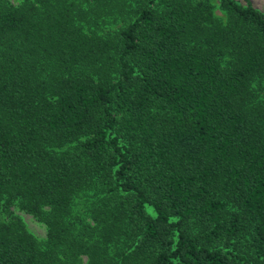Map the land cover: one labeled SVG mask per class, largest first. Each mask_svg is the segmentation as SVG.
Returning <instances> with one entry per match:
<instances>
[{"label": "trees", "instance_id": "trees-1", "mask_svg": "<svg viewBox=\"0 0 264 264\" xmlns=\"http://www.w3.org/2000/svg\"><path fill=\"white\" fill-rule=\"evenodd\" d=\"M0 264H264V11L0 0Z\"/></svg>", "mask_w": 264, "mask_h": 264}, {"label": "rangeland", "instance_id": "rangeland-1", "mask_svg": "<svg viewBox=\"0 0 264 264\" xmlns=\"http://www.w3.org/2000/svg\"><path fill=\"white\" fill-rule=\"evenodd\" d=\"M12 1V0H11ZM16 0H13L15 2ZM237 2L244 4L246 2L251 3L254 7L258 8L261 11H264V0H236ZM17 215L22 219L25 227L37 238L44 237V226L41 222L36 221L32 216L22 212L15 211Z\"/></svg>", "mask_w": 264, "mask_h": 264}]
</instances>
